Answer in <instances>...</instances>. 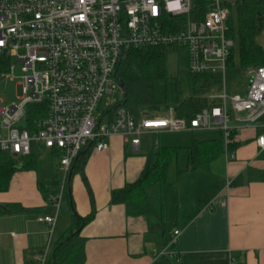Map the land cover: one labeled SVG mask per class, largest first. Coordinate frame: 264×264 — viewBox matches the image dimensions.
Returning a JSON list of instances; mask_svg holds the SVG:
<instances>
[{
  "label": "built area",
  "instance_id": "obj_1",
  "mask_svg": "<svg viewBox=\"0 0 264 264\" xmlns=\"http://www.w3.org/2000/svg\"><path fill=\"white\" fill-rule=\"evenodd\" d=\"M239 0H0V60L10 77L17 64L25 74L22 97L10 107L0 101V151L21 157L32 147L57 150L64 181L53 215L39 218L54 227L65 184L80 155L89 148L109 150L108 139L121 137L134 153L143 134L213 130L226 143L241 124L264 116V66L250 70L244 95L226 90L228 60L235 47L227 38L230 6ZM184 49L192 75L222 78L223 91L210 95L218 103L189 122L169 117L135 119L114 97L124 96L116 74L121 61L135 49ZM16 60L15 65H13ZM13 79V77H12ZM30 105H45L46 117L35 131L20 126ZM264 151V135L257 139ZM158 146V142H155ZM230 160L233 154H228ZM178 232L175 233V236ZM48 260L45 253L41 264Z\"/></svg>",
  "mask_w": 264,
  "mask_h": 264
},
{
  "label": "crops",
  "instance_id": "obj_2",
  "mask_svg": "<svg viewBox=\"0 0 264 264\" xmlns=\"http://www.w3.org/2000/svg\"><path fill=\"white\" fill-rule=\"evenodd\" d=\"M230 124L237 130L229 143L218 134L201 137L208 140L194 137L185 147H161L153 141L142 154L141 138L138 154L115 136L108 139V151L86 153L64 190L79 216L95 214L81 234L86 240L85 264H264V151L257 144L264 135V116L255 124H241L235 118ZM194 141L221 142L223 153L209 170L189 166L188 148ZM159 148L176 150L167 183L151 195L164 207L161 231L153 229L156 218L128 217L125 206L111 199L113 191L139 179L147 157ZM182 149L187 153L183 164L173 166ZM38 169L39 165L36 171L17 172L9 191L0 193L1 208L20 205L28 210L0 215V264H41L72 222L66 210L60 213L61 203L54 227L38 221L56 212L40 186L61 173L54 166L42 176ZM241 176L243 183L235 184Z\"/></svg>",
  "mask_w": 264,
  "mask_h": 264
},
{
  "label": "trees",
  "instance_id": "obj_3",
  "mask_svg": "<svg viewBox=\"0 0 264 264\" xmlns=\"http://www.w3.org/2000/svg\"><path fill=\"white\" fill-rule=\"evenodd\" d=\"M227 38L233 40L235 47L228 60V73L247 74L250 70L264 66V48L257 38L264 31V0H239L230 6L226 22ZM178 56L179 67L176 73L168 69L169 56ZM189 62L184 49L142 48L131 50L121 61L116 77L124 90L123 105L135 119L156 116L171 112L175 119L190 121L217 101L209 99L211 89L222 83L220 76L209 74L192 75L188 70ZM6 65L0 60V73L6 72ZM45 105H30L27 108L26 122L31 132L36 123L46 117ZM38 146H33L28 156L16 157L0 151V193L9 191L14 175L19 171H36L38 166ZM82 153L71 173L78 170L80 163L90 152ZM189 166L192 170H209L211 164L223 153L221 142L194 141L188 148ZM175 149L159 148L147 157V164L139 177L123 189L111 193L112 203L124 205L128 217L156 218L154 230H164V207L151 195L157 188L167 183L168 169L173 160ZM55 170L59 165V154L52 150ZM264 157V155H263ZM57 177V176H56ZM69 179V177H68ZM239 177L235 184H242ZM68 188V180L65 184ZM58 181L40 186L45 198L57 196ZM68 191V190H67ZM66 191V192H67ZM71 200V199H70ZM73 225L62 236L52 250L45 264H85V243L81 236L85 226L94 220V212L87 217L79 216L72 203ZM28 210L20 205L0 207V215L22 214Z\"/></svg>",
  "mask_w": 264,
  "mask_h": 264
},
{
  "label": "rangeland",
  "instance_id": "obj_4",
  "mask_svg": "<svg viewBox=\"0 0 264 264\" xmlns=\"http://www.w3.org/2000/svg\"><path fill=\"white\" fill-rule=\"evenodd\" d=\"M264 41V31L259 36L258 42ZM179 59L178 56L174 53H172L169 56V62H168V69L171 73H176L179 67ZM16 60H14L13 65H15ZM10 77L2 80V77L0 76V101L3 102V105L6 107H10L13 104H16L18 100L22 97V88L20 86L21 82L23 81V77L25 74L22 71V64H17L13 70V74L9 75ZM13 77V79H12ZM249 82V76L247 74H242L239 72L235 73H228L227 79H226V90L230 96H236V95H244V92L246 91L247 85ZM223 91V85L220 84L219 87H214L211 89L210 95L213 96H219L220 93ZM118 102H123L125 97L117 94L114 97ZM167 114V113H166ZM166 114H158L156 116H162L164 117ZM26 120L21 122L20 126H25ZM231 125V124H230ZM218 134L219 138L224 137V132L220 129L216 130H188V131H182V132H162L158 136L157 134L149 135V134H143L142 135V154L147 151V149H151L152 142H158V145L160 143L161 147H185L189 145L192 141V139L195 137L196 139H205L208 140L210 138H201L206 135H213ZM158 140V141H157ZM139 154V153H138ZM186 151L185 149H182L179 151L178 157L173 163L175 166L177 162L180 164H183V158L186 157ZM180 159L178 160V158ZM38 165H39V172L40 175L44 176L45 174L49 173V171L53 172L54 164L52 161V154L51 151L45 149L44 147H40L38 150ZM56 180L58 181L59 187L57 188V192L60 193L61 186L64 181V175L62 173L57 172ZM154 192V196H155ZM48 206L50 207V204L47 202ZM68 213L70 218H72V222L69 224L68 230L63 232L62 236H64L72 227L73 225V210L70 204V200L68 197V194L65 193L63 196V199L61 201V210L60 213L64 212ZM62 238V237H61ZM55 243V242H54Z\"/></svg>",
  "mask_w": 264,
  "mask_h": 264
}]
</instances>
